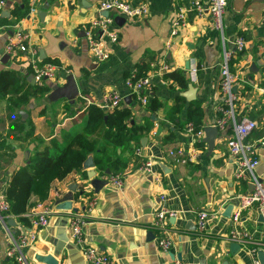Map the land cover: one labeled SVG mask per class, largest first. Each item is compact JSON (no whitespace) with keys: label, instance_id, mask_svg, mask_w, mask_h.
Here are the masks:
<instances>
[{"label":"crops","instance_id":"1","mask_svg":"<svg viewBox=\"0 0 264 264\" xmlns=\"http://www.w3.org/2000/svg\"><path fill=\"white\" fill-rule=\"evenodd\" d=\"M99 1L6 0L0 11V71H12L19 88L16 93L0 95V196H4L12 172L34 163L36 152L49 148L55 154L85 131L88 105L82 95L97 105L115 90L123 97L122 106L131 104L130 124L142 126L149 118V131L121 144L98 135L97 147L110 161L104 164L103 171L94 166V178H88L82 167L63 179L50 178L45 191L35 186L24 216L29 218L43 204L51 207L49 222L35 230L20 217L0 220V264H14L7 255L11 239L30 230L36 232V240L23 249L29 264H45L35 257L46 254L54 256L58 264H87L71 238L69 220L73 211L56 204L64 195H73L71 205L79 213L87 198L97 199V204L86 212L85 242L110 256L114 264H171L170 252L179 255L183 264H253V255L245 245L264 252V222L255 205L243 207L242 197L252 191L253 185L236 175L237 167L226 144L232 127L219 128L210 153L202 140L204 128L216 123L222 103L219 60L223 41L231 46L228 39L237 34L245 37L246 45L230 66L239 75L236 116L257 121L250 141L264 135V0H227L222 29L213 26L208 14L197 15L190 0H144L148 6L146 16L129 19L118 15L115 22L119 37L110 44V56L105 60L93 56L86 37L89 21L98 13ZM179 6L185 7V25L169 36ZM32 7L35 10L29 13ZM25 8L27 13L20 16L18 13ZM39 9L45 11L42 18ZM16 26L28 34L27 42L37 47L41 61H52L59 67L56 76L45 79L42 87L47 90L43 96L28 94L36 84L25 55L8 53L5 48ZM149 57L157 65L167 63L170 69L179 70L186 79L181 88L162 73H153L152 94L162 104L153 114L129 94L126 84L127 73L138 61ZM69 73L78 88L73 100L54 95L65 86ZM23 92L29 96L26 101L20 100ZM197 106L201 118L193 119L200 122L203 130L198 138L186 130L188 109ZM18 124L20 128H15ZM96 134L99 130L90 136ZM176 150L183 152L186 163L174 161L170 152ZM258 157L255 173L264 177V146L258 147ZM142 159L154 161L153 169L161 175V184L139 169ZM111 166L113 171L108 168ZM113 172L124 176L121 188L108 182ZM93 179L105 183L94 187ZM161 194L166 197L165 205L175 212L168 219L172 240L168 253L158 247L160 233L153 228ZM230 204L231 216L240 212L237 226L249 234L248 243L241 244L235 254L230 252L232 218L223 215ZM203 210L210 217L205 229L199 231L196 218ZM188 223L195 228H188Z\"/></svg>","mask_w":264,"mask_h":264},{"label":"built area","instance_id":"2","mask_svg":"<svg viewBox=\"0 0 264 264\" xmlns=\"http://www.w3.org/2000/svg\"><path fill=\"white\" fill-rule=\"evenodd\" d=\"M5 4L6 0H0V11L4 9ZM226 5L227 0H190L191 9H193L197 15L208 14L216 29H222L223 27V14ZM97 9V15L89 21L86 29V37L93 56L97 60H105L110 56V44L116 42L119 37L115 16L122 15L129 19L144 17L148 13V6L144 0H100ZM34 10L35 8L32 7L29 13ZM103 11H107V14H104ZM185 21V7L179 6L177 14L173 19L169 36L175 35L178 30L185 25ZM27 37L28 34L16 26L13 33L8 36L5 48L8 53L25 55L35 84L43 86L45 79L53 78L57 75L59 67L52 61H41L38 58L37 47L30 45L27 42ZM228 40L231 46H227L226 41H223L219 60L222 103L219 107V117L214 125L218 129L231 125L232 135L227 139L226 144L229 155L234 160L237 167L236 175L240 178H246L253 185L252 191L242 197L243 207L255 205L264 222V177H259L255 173L259 164L258 147L264 146V135L258 140L250 141L249 136L257 128V121L246 116H236L235 105L239 97L234 87H237L239 75L230 67L233 54L235 52H242L245 48L246 41L242 34H237ZM151 64L153 68L148 71L146 75L137 78L132 77V75L126 77L129 94L142 105L148 102L152 92L151 77L153 73L155 71L162 73L170 68L167 63L157 65L153 61ZM81 98L86 102V105L93 103L90 98L85 95H82ZM122 103L123 97L115 90H111L103 97L100 103H97V105L101 108L112 110L116 107H120ZM186 130L197 138L203 134L202 128L195 130L191 122L186 124ZM137 153L141 155L140 150H137ZM170 155L176 163L184 164L188 161L181 150L171 151ZM153 165V160L142 159L139 169L150 173L154 181L161 184V175L153 169ZM108 182L112 186L121 188L124 183V176L122 173L110 174ZM159 198L161 206L154 214L153 228L160 233L157 240L158 247L162 252L168 253L172 247V240L167 228L168 219L174 216L175 212L165 205L166 197L164 194H161ZM96 204L97 199L95 197L87 198L82 213H79L78 210L70 213L69 225L71 238L73 243L80 249L87 264H114V260L110 256L99 252L96 248L85 242L83 225L85 224L86 212H90L92 207ZM38 207L39 210H36L35 214L29 217L30 227L35 230L47 226L49 214L51 212V207L47 205L39 204ZM8 208L9 204L5 196H0L1 221L6 219L1 213L6 212ZM239 215L240 212L237 210L231 216L233 227L229 231V239L240 245H245V243H248L249 234L237 226ZM209 217L210 214L207 211L203 210L197 213V230L202 231L205 229ZM35 240L36 232L34 230L19 234L17 237L11 239V245L7 250V255L13 259L14 264H29L23 253V249L33 244ZM245 246H247L248 252L253 255V264H261L256 256L257 249L254 246ZM262 246L264 247V242ZM171 264H183V262L176 258Z\"/></svg>","mask_w":264,"mask_h":264},{"label":"trees","instance_id":"3","mask_svg":"<svg viewBox=\"0 0 264 264\" xmlns=\"http://www.w3.org/2000/svg\"><path fill=\"white\" fill-rule=\"evenodd\" d=\"M26 13L27 10L25 8L18 14L23 16ZM240 53L241 52H237L236 54L235 52L233 54L231 64L234 63L235 60H238V54ZM153 59V57L141 59L126 76L132 75V77L137 78L146 75L147 72L153 68L151 64ZM162 75L165 78L172 79V81L181 88L186 85L185 76L177 69L169 68L163 71ZM18 90L19 88L14 73L10 70L0 71V95L5 96L9 91L16 93ZM46 90V87L34 85L32 90H28V94L34 97L43 96ZM153 91L154 87L152 86V92L148 102L144 105L145 109L151 114L162 107L157 97L152 94ZM28 97L29 96L23 92L20 96V100L26 101ZM85 110L88 119L83 133H79L71 138L68 144L58 152H55V154H51L49 148L36 152L33 156L34 163L20 167L12 172L4 193L9 208L6 212L1 213L2 216L5 218L20 217L26 225H30L29 218L24 216V214L30 204L29 199L35 186L45 191L50 178L63 179L69 173L80 171L83 167L82 164L84 160L90 153L94 154V166L98 170L103 171L104 164L110 161L102 156V151L97 147L98 135L115 144H121L126 139L137 138L146 133L149 131L151 125L149 118H147V123L142 126L130 124L132 119L131 104L127 106L121 105L109 112H104L102 108L96 104H89L86 106ZM188 114V121H192L191 123L194 129H201L200 122H197V119L200 120L201 118V110L198 106L189 108ZM194 117L197 121L193 119ZM19 125L20 124L15 126V128H20ZM98 130L99 134H96V137L90 136L95 134ZM108 168L113 171V166ZM38 180H40L39 185H37Z\"/></svg>","mask_w":264,"mask_h":264},{"label":"water","instance_id":"4","mask_svg":"<svg viewBox=\"0 0 264 264\" xmlns=\"http://www.w3.org/2000/svg\"><path fill=\"white\" fill-rule=\"evenodd\" d=\"M4 11H2L3 13ZM104 14H107V11H103ZM38 14L39 16L42 18L43 15L45 14V11H43L42 9L38 10ZM119 18L118 15L115 16V20L117 21V19ZM8 54H5L4 57H7ZM32 76V75H31ZM237 87H234V90H236ZM189 89H190V85H189ZM54 95H56L57 97H65L67 99L73 100L74 98H76V96L78 95V88L75 84L74 81V77L72 76V74H68L66 77V84L63 87L58 88ZM125 102H129V97L125 98ZM20 114L22 116H25L24 112H20ZM160 129V127H158V130ZM204 134L205 137L203 138V142L207 144V150L210 153L214 147L215 144V139H217V137L219 136V129L213 124L211 126H206L204 128ZM83 168L87 170V177L88 178H94L95 175V171L93 170L94 168V160L93 157L90 155L88 156L83 164H82ZM108 172V171H107ZM98 183L104 184L105 181H98L97 179H93L92 180V185L94 187L99 186ZM71 191H75V187H71L70 188ZM74 197L73 195H64L61 198L56 200V204L61 205L60 208L65 209V210H72V211H77V208H73L71 203L73 201ZM232 209H233V205H228L225 210H224V216L226 217H230L231 213H232ZM259 219L263 221V218L259 215ZM187 227L191 228L192 230L195 228V226L193 224L190 225V223L187 224ZM241 248V245L237 242H232L230 244V252L231 254H235L237 253ZM170 257L172 258V260H175L176 258L178 260H180V256L179 255H174V253L170 252L169 253ZM257 257L259 259V261L261 263H264V252L262 250H259L257 252ZM38 261L43 262L45 264H58L57 259L52 256L51 254H46V255H37L35 257Z\"/></svg>","mask_w":264,"mask_h":264}]
</instances>
